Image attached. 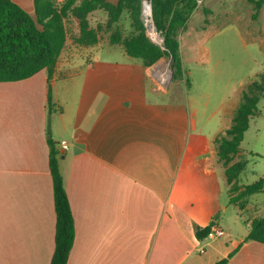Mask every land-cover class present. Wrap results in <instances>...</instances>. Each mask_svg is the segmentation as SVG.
<instances>
[{
    "label": "crops",
    "instance_id": "obj_1",
    "mask_svg": "<svg viewBox=\"0 0 264 264\" xmlns=\"http://www.w3.org/2000/svg\"><path fill=\"white\" fill-rule=\"evenodd\" d=\"M14 1L35 16V0ZM213 2L199 0L179 36L183 63L188 48L194 59L208 61L204 45L223 26L242 23L251 34L243 19H225ZM107 44L109 36L74 72L57 65L51 77L42 70L0 82V264L51 263L56 211L50 141L75 219L68 264H214L231 253L228 264H264V244L246 240L259 215L254 210L264 204L243 208L229 195L243 229L225 239L226 230L216 239L195 233L196 226L224 228L219 217L227 205L212 191L200 192L217 188V171L229 188L216 143L221 132L205 138L197 131L188 90L182 98H163L172 92L170 69L158 67L163 58L146 67L123 46L121 59L109 57ZM238 105L224 110L230 123L224 130Z\"/></svg>",
    "mask_w": 264,
    "mask_h": 264
},
{
    "label": "trees",
    "instance_id": "obj_2",
    "mask_svg": "<svg viewBox=\"0 0 264 264\" xmlns=\"http://www.w3.org/2000/svg\"><path fill=\"white\" fill-rule=\"evenodd\" d=\"M259 10L264 0H252ZM152 19L158 32L164 38L163 44L155 43L147 34L142 0H35V16L22 8L14 0H0V82L27 79L42 70L51 77L67 39L66 20L72 16L78 21V43L87 46L98 41L97 30L90 26L89 14L98 9L105 10L110 16V24L116 23L126 11L131 18V33L124 36L113 32L111 44H120L126 53L141 59L150 67L162 58H170L173 81H186V70L181 53L179 36L186 29L187 22L199 0H151ZM258 12V11H257ZM254 13V17L258 13ZM254 79L242 90L240 103L235 111L233 122L227 129L228 136H218V154L226 166L227 181L238 179L245 170L247 161L231 163L234 155L240 151L250 122L258 114V102L264 95V74ZM51 98V90L49 92ZM50 172L54 187L56 211L55 246L50 264H68L74 244L76 230L75 219L60 171L58 150L50 141ZM235 188H237L235 186ZM264 188V178L245 185L238 197L230 201L240 203L244 208L248 197ZM213 226H196L198 239H204ZM246 240H255L264 244V215L256 216L250 226ZM222 258L214 264H228L229 258Z\"/></svg>",
    "mask_w": 264,
    "mask_h": 264
},
{
    "label": "rangeland",
    "instance_id": "obj_3",
    "mask_svg": "<svg viewBox=\"0 0 264 264\" xmlns=\"http://www.w3.org/2000/svg\"><path fill=\"white\" fill-rule=\"evenodd\" d=\"M58 1L62 3L63 0ZM249 1L214 0L212 6L218 13L227 14L228 16L225 19L229 21H235L239 16L243 19L245 25H249L248 28L251 34L247 32L246 27L242 23H238L237 26L235 23H231L229 24L232 26L231 28L223 26L221 27L222 31H219V34L212 37L204 45L208 49L209 56L206 55L208 61L194 59L196 52L194 50L189 51V48L185 49L184 68L188 72L187 79L189 84H186L184 80L180 85H177L178 81H173L172 73L169 72L167 76L166 82L169 89H172V92L170 93L171 95L164 96L163 98H182L184 97L185 90H188L191 99L190 109L192 111L197 109L198 111L196 117L197 131L201 132L205 138L213 136L218 132H221L220 136L230 137L227 129L224 130L225 126L230 124L228 117L223 114L224 110L231 108L234 103L239 104L242 90L250 81L261 79L260 74H264V5L262 9L258 10L255 4ZM98 11L99 14L97 16L100 17L96 19L97 23L94 25L92 23V15ZM255 12L258 13L256 17H254ZM144 14L149 15L150 13L145 11ZM88 18L90 26L97 30L98 41L100 42L108 39V36L110 40L111 35L116 31H119L123 37L131 33V18L130 14L126 11L122 13L116 23L111 24L109 14L103 9L95 10L89 14ZM144 19L147 34L154 41L152 30L155 28L150 25L149 21H146L145 15ZM196 21H198L197 17L191 23L194 24ZM65 24L67 27V39L57 65H62V67L68 69L67 71L74 72L76 69L85 67L92 53H100L99 50L94 48L98 46L99 42L91 46L79 44L78 21L70 16ZM159 37H161V34ZM154 42L156 43V40ZM160 44H163V42ZM106 47L105 52L108 53L104 54H108L109 57L112 56L115 59L122 58V45L107 44ZM63 52L64 54H62ZM160 64L158 67L164 66L171 71L170 58H163ZM257 106L258 114L250 122V128L245 133L240 151L231 160V163L242 160L247 161L245 170L240 174L238 179L228 182L229 188L224 172L217 171V188H205L200 191L202 194L204 192H214L216 202L227 205V211L219 217V223L228 232L226 236H222V239L229 238L232 230L243 229L235 216V212L237 211L235 204L228 202L229 195L238 197L237 195L245 185L264 178V95ZM217 108L221 110L220 114L212 117L213 111ZM200 175L204 176L202 172ZM212 176L213 174L205 177L212 179ZM244 198H248V202H251V205L264 204V189ZM254 212L256 214L259 213L258 216H263L264 208L258 206V210L255 209Z\"/></svg>",
    "mask_w": 264,
    "mask_h": 264
},
{
    "label": "built area",
    "instance_id": "obj_4",
    "mask_svg": "<svg viewBox=\"0 0 264 264\" xmlns=\"http://www.w3.org/2000/svg\"><path fill=\"white\" fill-rule=\"evenodd\" d=\"M147 5H149L148 4V1L146 3H144V13H145V7ZM144 15L146 17V21L147 22L149 21V23L151 25V23H152V21H151V9H150V14L149 15H146V14H144ZM156 33L159 34L157 31H156ZM68 146H69L68 141L67 140H62V142H61L62 149L63 150H66L68 148ZM224 235H225V230L223 228L213 226L212 229H211V231L208 233L207 237L208 238H211V239H216V238L222 237Z\"/></svg>",
    "mask_w": 264,
    "mask_h": 264
},
{
    "label": "water",
    "instance_id": "obj_5",
    "mask_svg": "<svg viewBox=\"0 0 264 264\" xmlns=\"http://www.w3.org/2000/svg\"><path fill=\"white\" fill-rule=\"evenodd\" d=\"M148 4H149V6H150V9H151V21H152V23H151V26L152 27H154L155 28V30L157 31V29H156V27H155V25H154V23H153V19H152V3H151V1H148ZM159 33V35H160V32H158ZM161 39L160 40H156V43H161V42H163L164 41V38L161 36L160 37ZM155 41V40H154ZM171 73H172V75H173V70L171 69Z\"/></svg>",
    "mask_w": 264,
    "mask_h": 264
},
{
    "label": "bare ground",
    "instance_id": "obj_6",
    "mask_svg": "<svg viewBox=\"0 0 264 264\" xmlns=\"http://www.w3.org/2000/svg\"><path fill=\"white\" fill-rule=\"evenodd\" d=\"M152 36L154 37L155 40H160L161 39L159 37V35L156 33V30L155 29L152 30Z\"/></svg>",
    "mask_w": 264,
    "mask_h": 264
}]
</instances>
